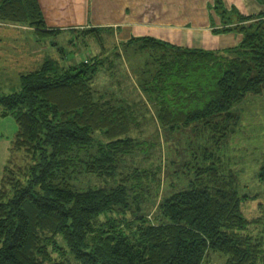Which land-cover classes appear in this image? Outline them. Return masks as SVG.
<instances>
[{
    "label": "trees",
    "instance_id": "obj_1",
    "mask_svg": "<svg viewBox=\"0 0 264 264\" xmlns=\"http://www.w3.org/2000/svg\"><path fill=\"white\" fill-rule=\"evenodd\" d=\"M238 18L214 28H236L234 46L148 35L121 43L146 53L139 87L159 125L196 138L176 191H165L160 140L132 134L141 103L95 85L101 71L113 76L121 53L44 58L17 73L19 89L0 94V115L14 119L11 149L25 161L6 164L1 177L0 264H206L215 252L225 264H264V196L243 214V201L258 194H240L224 154L239 120L232 107L264 90V9ZM1 21L28 26L38 41L60 33L46 27L38 0H0ZM82 174L100 182L78 187Z\"/></svg>",
    "mask_w": 264,
    "mask_h": 264
},
{
    "label": "rangeland",
    "instance_id": "obj_2",
    "mask_svg": "<svg viewBox=\"0 0 264 264\" xmlns=\"http://www.w3.org/2000/svg\"><path fill=\"white\" fill-rule=\"evenodd\" d=\"M213 1L209 8L213 9L221 18L219 10L226 9L225 3L222 0H219V3L216 0ZM216 4L219 6L221 4V6L217 8ZM261 7H263L262 4ZM226 16L227 14H225ZM1 23L3 25L24 26L6 21H1ZM85 29L88 28L82 30L60 29L57 36L42 40L43 44L38 45V47L48 48V50L45 49L46 51L42 50L39 53L44 55L45 59L58 58L61 62L69 63H76L95 54L110 59L113 58L115 50L121 53V57L115 60L113 76L111 77L108 73L101 71L97 76L95 85L101 89H113L117 94L126 95L128 98L136 99L139 101L138 103H141V109H137V117L141 121L140 127L139 129H133L132 134L144 140H160L164 155L165 191L179 190L185 186L186 180L180 175L185 172H179L181 163L190 155L189 148L195 147L196 138L194 135L184 132V130L170 131L166 126L159 125L154 114V109L156 111L155 105L143 96L139 87L142 77L138 74L137 69L140 62L144 60L145 52L136 54L132 51L133 47L128 49L122 44L114 43L111 31L108 28H99L100 30L97 32L83 33ZM232 30L238 32L235 28L228 31L214 30V33H226L232 32ZM95 33L99 36L97 37ZM6 47L7 45H3L2 39H0L1 54H3L2 50L7 51L5 50ZM32 47H20L15 44V47L9 51L10 57L3 54L6 59L0 58V94L4 95L19 89L17 83V73L19 71H28L37 67L36 62H32L30 59V54L32 55L33 50L38 47ZM18 49L23 51H15ZM13 57L17 58L12 60ZM37 64L39 65L38 62ZM139 97H142L144 103L139 100ZM232 111L239 115V120L235 131L225 142L226 151H223L227 156L228 164L237 173L240 194H258L257 197H253L254 199L244 200L241 204L243 214L248 217L256 210L257 199L255 198L264 196V168L262 169L264 167V90L261 93H248L242 100L234 104ZM23 156L21 151H13L10 148L5 165L9 163L10 166L13 162L23 163L25 161ZM174 170H177L176 173L178 174L176 176ZM170 181L173 184H170ZM98 182H100V179L98 180L92 175L82 174L75 184L78 187H85ZM53 255L57 256L56 254ZM225 260V254L215 252V254H211L206 264H225Z\"/></svg>",
    "mask_w": 264,
    "mask_h": 264
},
{
    "label": "crops",
    "instance_id": "obj_3",
    "mask_svg": "<svg viewBox=\"0 0 264 264\" xmlns=\"http://www.w3.org/2000/svg\"><path fill=\"white\" fill-rule=\"evenodd\" d=\"M222 1L229 17L228 24L238 23V14L250 15L263 10L256 0ZM213 2V0H38L46 27L50 29L108 28L113 42L117 44L126 42L131 37L148 35L185 47L212 49L236 45L242 36L240 32L232 30L214 33V28L226 24L213 9L209 8ZM0 39L3 45H7L5 48L7 51H2L8 57L15 44L28 48L31 46L37 48L43 44L26 25L1 23ZM45 49L48 50L38 47L33 50L32 55L30 54L32 62H36L35 65L43 60L44 55L39 52L46 51ZM3 54L0 53V58L6 59ZM15 58L17 57L11 59ZM15 131L14 119L11 116L0 115V183Z\"/></svg>",
    "mask_w": 264,
    "mask_h": 264
}]
</instances>
